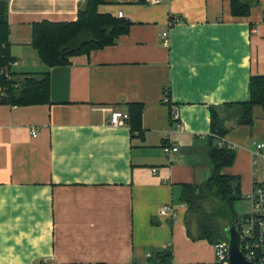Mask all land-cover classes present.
<instances>
[{
    "label": "crops",
    "instance_id": "obj_1",
    "mask_svg": "<svg viewBox=\"0 0 264 264\" xmlns=\"http://www.w3.org/2000/svg\"><path fill=\"white\" fill-rule=\"evenodd\" d=\"M80 1L8 0L9 71H48L50 91L46 102H0V264L213 262L214 243L187 233L182 185L210 175L209 106L246 99L250 76L264 74V0L247 15L231 0H105L99 11H123L128 31L49 66L32 25L75 20ZM131 102L143 105L142 135L127 121ZM113 109L123 124H111ZM253 113L224 137L236 156L223 171L240 176L243 195L264 182V108Z\"/></svg>",
    "mask_w": 264,
    "mask_h": 264
},
{
    "label": "trees",
    "instance_id": "obj_2",
    "mask_svg": "<svg viewBox=\"0 0 264 264\" xmlns=\"http://www.w3.org/2000/svg\"><path fill=\"white\" fill-rule=\"evenodd\" d=\"M104 1L81 0L75 20L43 19L33 23L32 44L47 65L67 64L71 56L111 44L120 34L128 31L131 24L128 19L99 11L98 6ZM255 1L231 0V12L234 15H247ZM7 14L8 0H0V102L29 104L49 101L48 71L28 73L22 79L9 71L14 57L10 52ZM255 105L264 108V74L250 76L246 99L209 106L211 131L207 155L211 166L210 175L182 185L181 200L186 205L184 223L192 239H207L211 243L227 241L225 229L232 223L236 224L241 216L236 206L244 198L240 176L223 171L234 163L236 150L224 137L236 125L254 123ZM142 111L140 102L128 104L127 121L133 134L137 132L142 135ZM160 254L162 259L170 261L172 252L169 248L160 251Z\"/></svg>",
    "mask_w": 264,
    "mask_h": 264
},
{
    "label": "built area",
    "instance_id": "obj_3",
    "mask_svg": "<svg viewBox=\"0 0 264 264\" xmlns=\"http://www.w3.org/2000/svg\"><path fill=\"white\" fill-rule=\"evenodd\" d=\"M158 2L159 0H150ZM118 16H123V11L118 12ZM161 37L164 45L170 44L168 31H163ZM168 101V97H165ZM173 117L178 119L177 110L173 111ZM111 124L114 126L123 124L126 120V113L119 109L111 110ZM36 132L33 133L35 135ZM233 146L231 143H228ZM165 153L177 151V145H163ZM257 154L264 155V142L257 144ZM256 161V158H254ZM248 200L247 210L241 212L240 218L236 222V227L241 233V250L245 258L252 262L264 263V182L255 181L251 191L244 195ZM161 215L174 213L171 205H163L159 209ZM215 260L208 264H228V241L221 240L214 243Z\"/></svg>",
    "mask_w": 264,
    "mask_h": 264
},
{
    "label": "water",
    "instance_id": "obj_4",
    "mask_svg": "<svg viewBox=\"0 0 264 264\" xmlns=\"http://www.w3.org/2000/svg\"><path fill=\"white\" fill-rule=\"evenodd\" d=\"M224 235L228 239V264H264L252 262L245 258L241 250V233L234 223L225 229Z\"/></svg>",
    "mask_w": 264,
    "mask_h": 264
},
{
    "label": "rangeland",
    "instance_id": "obj_5",
    "mask_svg": "<svg viewBox=\"0 0 264 264\" xmlns=\"http://www.w3.org/2000/svg\"><path fill=\"white\" fill-rule=\"evenodd\" d=\"M260 177L264 178V171L261 172V176ZM236 206H237V209H238L239 212H241L242 210L245 209V205L240 200L236 203Z\"/></svg>",
    "mask_w": 264,
    "mask_h": 264
}]
</instances>
